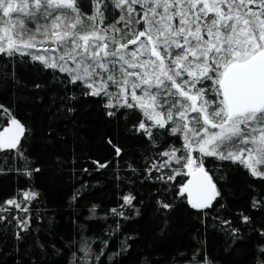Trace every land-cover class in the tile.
<instances>
[{
  "label": "snow or ice",
  "instance_id": "obj_1",
  "mask_svg": "<svg viewBox=\"0 0 264 264\" xmlns=\"http://www.w3.org/2000/svg\"><path fill=\"white\" fill-rule=\"evenodd\" d=\"M21 71L30 95L52 92L53 120L71 122L86 102L123 136L106 134V155L77 167L57 151L58 129L43 134L52 184L66 191L71 172L63 234L65 203L50 207L36 183L49 173L33 127L0 102V264H126L138 235L125 225L149 213L158 232L134 264H220L241 243L244 264H264V0H0V95L19 90ZM101 169H112V195L82 205L91 185L78 177ZM182 218L199 227L162 256L160 238Z\"/></svg>",
  "mask_w": 264,
  "mask_h": 264
},
{
  "label": "trees",
  "instance_id": "obj_2",
  "mask_svg": "<svg viewBox=\"0 0 264 264\" xmlns=\"http://www.w3.org/2000/svg\"><path fill=\"white\" fill-rule=\"evenodd\" d=\"M21 85L19 90L13 94L10 90L7 95H0V102L6 105H13L20 111V115L30 123L33 127V151L34 156L40 160L46 168L48 175L37 177V185L45 192V197L51 201L50 207H57L61 202L65 203V210L57 216V225L61 233L67 234L71 231V224L69 222L70 213L66 210L67 196L71 193V172L68 170V175L63 177L64 188L66 191L60 190L59 185H53V176L51 169L54 166V157L51 155V149L43 147L44 135L48 132L49 126L58 129L57 138L63 137L66 140L65 145H61L57 151L61 152L62 158H66L71 165L73 156L78 160L77 167H89L91 158L103 157L106 155L105 149L102 145V139L106 134L111 135L113 138L122 137L123 132L118 131L114 126H109L99 116L96 106L82 102L77 106V112L72 114L71 122L66 118V114H62L59 119L53 120L48 115L47 104L51 102L52 92L49 91L43 101L38 100L36 96L29 94V89L33 84L32 75L28 71H21L19 75ZM27 87H24V86ZM126 150L135 152L137 145L131 141L125 142ZM94 167V166H93ZM115 167V165H114ZM79 180L91 185L85 200L81 204L91 202H104L107 203L112 195V188L114 181L112 179V169L105 171L101 169L99 172H93L91 176L84 175L78 177ZM233 191L237 197L244 195L246 184L244 177L233 174L231 179ZM79 183L76 187H79ZM3 189L6 192L14 189V184L11 180L3 181ZM231 198V197H230ZM199 227L193 221L180 219L173 224L168 234L160 238L161 255H170L177 246L187 245L192 233ZM125 231L128 234L138 235V241L131 250V259L126 261V264H134L137 253L148 250L149 244L153 242L158 228L151 219L149 213L145 218L136 221H129L125 225ZM209 232L211 226L209 225ZM209 244L212 246L213 255L223 257L219 248L215 245L212 238L209 237ZM245 247L241 243L239 247L232 253L230 257L221 259L220 264H244ZM163 264H167L165 260Z\"/></svg>",
  "mask_w": 264,
  "mask_h": 264
}]
</instances>
